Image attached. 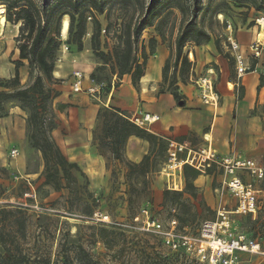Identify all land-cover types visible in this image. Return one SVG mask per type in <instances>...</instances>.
Segmentation results:
<instances>
[{
	"label": "rangeland",
	"instance_id": "rangeland-1",
	"mask_svg": "<svg viewBox=\"0 0 264 264\" xmlns=\"http://www.w3.org/2000/svg\"><path fill=\"white\" fill-rule=\"evenodd\" d=\"M9 1L10 0H0V6H7ZM29 1L34 2L40 9L45 7L50 10L58 0H21L20 3L28 4ZM151 1L152 0H132V2L127 3L128 1L116 2L115 0H107L104 5L103 14L86 11L88 29L83 40V51H78L75 44H70L69 48L66 49L69 32L66 38H63L61 35L58 36L61 41V46L57 52L55 70L59 64L62 65L59 71L64 67L63 62H65V55L67 56L68 53H75V56H78L74 61V64H78V67L75 68L70 77L60 79L53 74L54 81L48 82L46 80V84L53 88V90L63 88L62 92L65 93V95H67L68 90H70V92L75 94L77 99H79L80 95L84 97V100H77L78 103L73 105L75 108L67 112L62 110V106L58 103V97L53 101L52 110L55 113L57 121V128L55 129V132L53 131V135L66 156L71 161L78 162L89 177V184L87 187L83 188V185H85V179L82 177L79 178L81 187L78 189L76 188L74 191L64 189L57 192L50 186H41L44 181V178L41 177L42 171L44 170V162L41 153L38 150L31 148L27 139H25L23 144L16 147H19V156L12 159L8 157V155L13 144L8 142V137L5 133L0 135V152H2L0 154V165L5 169V171L0 174V182L5 189L3 199L0 201V206L14 208L15 206L22 205L29 209L30 214H48L53 219L49 222V233L51 234L53 241L52 245L54 244V248H56V239L59 235L58 229L62 226L70 228L73 234H76L77 229H79L78 235L81 236V242L86 246L91 247L95 253L104 255L103 253L106 252L104 245L102 242L92 243V234H98L101 228L110 230L111 226L115 225L117 227L127 228V230L128 228H133V230H136L144 240L150 244L157 245L164 253L172 254L173 251L163 243L161 237L154 233H148L142 230V220H144L147 215L151 219L160 221L165 227H169L172 220H177V233L188 234L195 238H199L200 240H204L201 234L202 225L206 221L217 219L219 205H225L228 210L232 209L234 205L235 201L228 193L225 192L223 200L220 201L219 195L214 190L216 187L220 186L223 174V170L218 164H213L209 167L211 171L202 173L201 175L204 176L201 177L197 183L196 180L198 178L195 180V186L198 188V196L196 199H193L189 195H184L180 197H172L171 200L164 202V191L167 189L173 191L176 190L173 189L174 181L176 183L182 182L183 187L185 188V179L183 175L184 165L174 169L170 168V166L186 159L187 151L179 154L178 161L176 162L170 160L167 150L162 151L157 159L158 163L154 172L150 173L147 177L132 176V178L128 180L126 179L128 171L126 162L132 161L130 158L125 155L124 161H118L109 157L108 160L105 159L103 162L99 157L97 147L93 145V143L90 144V140H85L87 134L89 136V131L92 132L93 136V131L95 130L96 125L91 127L93 121L92 117L96 116L97 121L98 111L95 112L92 107L99 103L84 92L74 93L72 84L74 82V72L81 71L84 74V87L90 86L91 83L89 84L90 80L88 79V76H86L85 67L90 64L88 57L91 56L100 63V60L95 56L91 46L94 15L101 21L103 28L100 38L101 47L102 50L107 51L118 43V36L122 33V27L130 24L133 28L136 23L141 21ZM159 6H163L161 12L154 17L152 26H146L144 28L140 34L138 43L134 45L137 49L138 55H140L142 45L144 44L147 47V51H149V40L151 37L157 39L156 46L163 44L168 48L169 52L172 48L174 51L175 42L180 31L183 30L184 26L190 20H192V10L196 8L197 17H195L194 20L199 27L204 28L211 33V43L214 42L215 49L218 51L215 44V41H217L221 54L228 59V65L224 71H221L218 65L213 63L203 65L202 60H200L201 62L198 72L196 73L192 70V74L188 78V84H181V86H183L181 92L184 95L185 105L186 99L189 100V97L192 98L193 101L198 100L199 103L208 108L210 117L215 116L221 118L223 122L225 121V126H228L229 129V131H226L225 133L229 134V138H234V141H230L228 144L230 149H232L233 143H238V140L241 141L242 152L237 153L235 156L254 158L260 163H264V105H259L258 108L252 112V117L256 118L255 129L258 136L256 146L249 148L247 141L244 142V135H238L237 132L239 131L237 128L242 125L236 123V113L234 109H231V106L235 100V96L236 98H239L242 94L240 89L242 85L240 81L241 78L237 76L236 64L231 55L228 41V36L232 32L241 44L242 49L245 51L248 65L250 67L254 65L255 73L264 78V22L260 23L259 21L264 17V0H160V3L156 5V8ZM179 6H182L185 12H183ZM57 17L58 12L52 13L48 28L49 35H56V30L60 27V23L56 22ZM6 21V18L1 16L0 23L2 22L3 26L1 28L2 35L0 36V56L7 54L9 55V60L12 61L14 53L18 51L19 44V39L17 38L19 32L17 35H13V33L19 30L21 23L13 25L11 23H6ZM260 33L261 40L259 39ZM255 41H259L262 45V52L258 59L252 57L249 48L250 44ZM194 47L196 46L190 43L184 48V52L189 55L191 61H194V56L193 58L190 56L191 52H195ZM205 53H208L207 50H205ZM24 65L29 73L31 71L29 61L26 60ZM209 67H213L214 70L208 69ZM172 72L173 68L170 69L169 76H171ZM38 74L39 71L36 69L33 70L31 75L28 74L27 80H24V86L31 84L35 76ZM111 79L114 83L118 81L116 76H113ZM204 79L209 80L213 85V94L217 96L216 106L207 104L202 97V84ZM235 81L239 83V90L234 94L232 89L234 88L235 84L233 82ZM101 85L102 89L100 96L102 101L106 104L108 103L107 106H112L108 102V97H110L111 92L108 94L106 91L107 82L105 81L101 83ZM69 97L71 99H76L73 98L74 95L72 94H70ZM88 98L90 101H88ZM224 105L230 106L227 113H224L221 110V107L224 108ZM100 108H105V106L101 104ZM127 115L129 117L133 116L128 113ZM137 116H142V114L139 113ZM74 121V135L77 139V143L72 147H68L67 142L64 144V141L68 139L67 135L72 131L71 122ZM215 124V137L219 141L222 129L217 127L222 126L224 123H218L217 119ZM245 125L247 126L249 124L246 123ZM239 136H241V140ZM138 146L139 145L136 143H131L130 149L136 150L138 149ZM189 146L191 147V145ZM217 146L209 144L207 148H203L202 150H206V153L204 152L203 156L208 152H214L216 154V160L221 158L223 155ZM191 148L193 151H197V153L200 152V150L193 146ZM147 152H150V146ZM203 156L201 157L197 154L196 157L199 160H202ZM229 156H233L232 152ZM5 157L7 158L9 165L10 161L14 160L12 166L3 165L5 162L3 159ZM16 162L23 164V167L18 165L21 168L20 171L15 169ZM177 169H181L182 177L179 176V171H177ZM207 175L209 176L207 177ZM26 178L33 181L35 187L41 186L37 192L39 202V206L37 207L35 206L33 199L30 197V185L26 181ZM244 178L247 181L252 179L247 174H244ZM207 183H210L213 188V197L210 201L204 196L203 188ZM256 183L258 187L263 190L259 194L258 212L254 215L231 214V227L229 231L234 235L240 233L247 235L249 238L259 239L263 242L264 249V180ZM88 192H91L92 197H89ZM150 199H152L151 202L147 201ZM93 200L96 204L94 211L100 210L109 215L111 220L110 224H100L93 219L94 213L92 215L84 213L89 210L87 203L93 204ZM69 208L79 211L72 212ZM80 211L82 212L80 213ZM134 215L139 217V221L135 219L136 217L132 219ZM62 222H66V225L62 224ZM184 224L185 227L182 228L181 226ZM38 230L39 229L36 228L35 234H38ZM126 234L130 235L132 234V231H127ZM122 242L123 240L120 239L116 243L117 246ZM28 243H35L32 236L29 237ZM187 255L189 256V261L196 258L190 254ZM106 259L109 258L107 257ZM262 263H264L263 255H252L250 253H241L239 255L238 264ZM192 264L205 263L198 260V262L194 261Z\"/></svg>",
	"mask_w": 264,
	"mask_h": 264
},
{
	"label": "trees",
	"instance_id": "trees-1",
	"mask_svg": "<svg viewBox=\"0 0 264 264\" xmlns=\"http://www.w3.org/2000/svg\"><path fill=\"white\" fill-rule=\"evenodd\" d=\"M115 1L132 2V0ZM20 2L21 0H10L5 6L7 23L13 25L21 23V25L17 37L19 39V59L13 62L15 65L14 74L9 78H0V118L9 115L11 103H16L26 112L27 142L31 148L41 153L44 162V170L41 174L44 181L41 186H50L57 192L64 189L74 191L81 187L79 178L82 177L85 179V185H83L85 188L89 184V177L78 162L71 161L66 156L53 135V131L57 128V121L52 110V103L60 95V92L47 86L46 80L54 81L55 61L61 46L58 36L61 35L64 16L67 15L70 18L69 38L66 46L69 48L70 44H75L78 51H83V40L88 29L86 11L103 14L107 0H58L50 10L45 7L40 9L32 1H29L28 4ZM158 3L160 0H152L141 21L136 23L133 28L130 24L122 27L118 43L107 51L102 50L101 47L100 38L103 30L101 21L94 15L91 46L95 56L100 60V65L90 74V78L97 84L106 81L108 94L118 86L119 80L125 75H130L133 86L139 89L140 80L146 73L148 58L155 54L157 39L150 38L149 51L145 44L142 45L140 55L134 45L138 43L144 28L152 26L154 17L161 12L163 6L156 8ZM179 7L185 12L182 6ZM54 12H58L56 22L60 23V27L56 30V35H49L48 28ZM192 14V20L184 26L176 39L175 50L173 51L172 48L166 59L160 88L161 93L170 92L181 106L185 105V100L180 91V84H188V78L194 68V63L184 52V48L190 43L201 46L212 41L211 33L199 27L194 20L197 17L196 8L192 10ZM215 44L221 53L217 41ZM23 60L29 61L30 75L35 69L39 71L32 83L26 86L21 84L20 79V68L24 66ZM171 68H173V72L169 76ZM254 70L255 66L252 65L249 72ZM113 76L117 77L116 83L111 79ZM262 87H264V78L261 76L260 84L257 87L258 92ZM239 99H242V94ZM102 105L105 108H100L97 113L93 145L106 160L111 157L114 160L124 161L125 149L132 136L147 140L150 152L146 153L139 162H126L128 169L126 179L129 180L132 176L147 177L155 171L161 152L167 150L166 139L134 124L122 109ZM4 171L5 169L0 165V174ZM207 171L209 172L211 169L208 167L204 173ZM202 173L189 164H185L183 168L185 188L174 191L165 190L163 193L164 202L171 200L172 197L184 195L196 199L198 188L194 182ZM28 184L31 194L35 193V197H30L35 205L39 206L37 192L41 186L35 187V183L31 180ZM4 193L5 189L0 182V201L3 199ZM88 193L89 197H92L91 192ZM151 200L147 201L151 202ZM87 205L89 210L84 212L85 214L92 215L96 211H100H94L96 206L94 200L93 204L87 203ZM69 209L72 210V208ZM76 211L79 210H72V212ZM136 216L134 215L132 219ZM52 220L48 214H30L29 209L22 205L14 208L0 206V264H192L194 261L198 262L197 258L189 261V256L183 250L166 254L157 245L144 240L133 228L127 230V228L115 225H112L110 230L101 228L98 234H92V243L102 242L104 245L106 249L104 255L95 253L91 247L81 242V236L78 235L79 229L76 234H73L70 228L62 226L58 229L59 235L56 239V248H54L49 233V222ZM62 224L66 225V222H62ZM181 227L184 228L185 224ZM36 228L39 229L38 234H35ZM127 231H132V234H126ZM31 236L34 238V244L28 243ZM120 239L123 242L117 246L116 243ZM256 240L261 243L263 248V242L259 239ZM107 257L109 259H106Z\"/></svg>",
	"mask_w": 264,
	"mask_h": 264
},
{
	"label": "crops",
	"instance_id": "crops-1",
	"mask_svg": "<svg viewBox=\"0 0 264 264\" xmlns=\"http://www.w3.org/2000/svg\"><path fill=\"white\" fill-rule=\"evenodd\" d=\"M18 32L19 30H17V32H14L13 35H17ZM213 43L214 42H209L208 44L201 45L200 47L196 46L194 47L195 52H191L190 56L192 58L194 56L193 70L196 73L199 70L201 62L200 60H202L203 65H206L208 63L218 65L221 71H224V69L227 68L228 59H226L220 52L215 49ZM205 50H207L208 53H205ZM169 55L170 52L168 48L163 44H159L156 47L155 54L149 56L148 58L146 73L140 80L139 89H136L133 86L131 76L125 75L122 79L119 80L118 86L113 91H111L110 97H108L109 104H111L115 108L122 109L126 114L128 113L130 115H137L139 113H151L160 115V120L151 125L150 132L163 136L166 141L174 140L178 143H186L188 145H191V147L193 146L197 148L200 151L203 148H207L209 144H214L216 146L218 144V146H220H217V148L223 156H229L231 152L233 156H235L237 155V153L242 152V143L239 140L238 143H233L232 149H230L228 144L230 141H234V138H229V134L225 133L226 131H229L228 126H225V121L223 122L221 118L215 116L210 117L208 113V108L205 107L203 104L199 103L198 100L193 101L192 98L189 97V100L186 99V105L184 107L175 101L174 97L170 92H160L163 67ZM76 57L78 58V56H75V53H68L67 56L65 55L66 60L65 62H63L64 67L60 70L61 75L54 76L60 79L70 77L75 68L78 67V64H74ZM88 58L90 64H85L86 76H88V79L90 80L89 84L91 83V85H96L97 83L90 78V74L98 65H100V63H98L96 59L91 56H89ZM18 59L19 50L14 53V58H12V61L14 62ZM12 61L9 60V55L7 54L0 56V78H9L14 74L15 65ZM25 61L26 60H23L24 63ZM208 69L214 70L213 67H209ZM28 74L29 73L26 70L25 65L22 66L20 68V79L22 85H24V80H27ZM240 81L242 85V87L240 88L242 91V99L236 98L235 96V100L233 101L231 109H234L236 113V123L238 125H242L237 128V130H239L237 131L238 135L243 134L245 137H243L244 142L247 141L249 148H251L256 146L258 138L255 129L256 118L252 117V112L256 108H258L259 105H264V87H262L258 92L257 87L260 84V75H257L255 71L246 73L243 77H241ZM233 83L235 85L232 91L235 94L236 91L239 90V83L236 81ZM181 90H183V86H181L180 84V91ZM58 91L60 92V95L58 96V103L60 106H62L63 111L67 112L72 110L73 108H75L73 105L78 103L77 100H84V97L80 95L79 99H77L75 94L70 92V90H68L67 95L62 92L63 88H58ZM70 94L74 95L73 98L76 99H71L69 97ZM94 100L97 101L95 98ZM88 101H90L89 98ZM97 102L99 104H96L94 105V107H92L95 112L98 111L102 104L99 101ZM229 107V105H224V108L221 107V110L224 113H227L229 111ZM9 109V115L0 118V135L5 133L8 137V142L13 144L12 148H16L17 146L23 144L26 139V112L23 111L16 103H11ZM217 119L218 123H224L222 126L217 127L222 129L219 141L215 137V123L217 122ZM92 120L93 121L91 127L96 125V116H93ZM71 123L72 131L69 135H67L68 139L64 141V144L65 142H67L68 147H72L77 143V139L74 135L75 121ZM246 123H248L249 125L246 126ZM207 134L211 135L210 139L206 137ZM239 138L241 140V136H239ZM92 139V132L89 131V136L87 134L85 140H90L91 144L93 141ZM131 143L138 144V149H130ZM149 146L150 145L147 140L132 136L128 140L125 155L132 161L139 162L141 161L143 156L148 153L147 151L149 149ZM1 153L2 152H0V154ZM99 157L101 158V161L104 162L105 158L100 154ZM3 160L5 161L3 165H9L6 157ZM13 162L14 160L10 161L11 166ZM18 165L20 167H23V164H19V162H16L15 169L17 171H20L21 168ZM203 176L204 175L199 176L196 180V183ZM208 176L209 175H207V177ZM181 184L183 186L182 182ZM256 187L261 190V192L263 191L261 188L258 187L257 183ZM203 189L205 198L210 201L213 197L212 185L210 183H207ZM229 196L231 195L229 194ZM220 201H222L221 198Z\"/></svg>",
	"mask_w": 264,
	"mask_h": 264
},
{
	"label": "built area",
	"instance_id": "built-area-1",
	"mask_svg": "<svg viewBox=\"0 0 264 264\" xmlns=\"http://www.w3.org/2000/svg\"><path fill=\"white\" fill-rule=\"evenodd\" d=\"M0 11V18L1 16L6 18V7L4 5L0 6ZM262 22H264V17L262 18ZM1 23L0 36L2 35L1 28L3 26V23ZM228 41L231 55L236 64L237 76L241 78L249 72L251 67L246 60L247 56L245 55V51L242 49L241 44L232 32L228 36ZM249 48L252 57L258 59L262 52V45L260 42H252ZM66 49H68V46H66ZM73 76L74 82L72 84V89L74 93L84 92L107 106L100 96L102 89L101 84L84 87V74L81 71H76ZM202 85L203 99H205L207 104L216 106L217 96L213 94V85L207 79L203 80ZM211 94L215 96L214 99L211 98ZM130 120L140 128L150 131L151 125L160 120V115L144 113L142 116L133 115L130 117ZM167 151L172 162L178 161L179 154L187 151V157L182 161H187V164L203 173L207 167H211L213 164H218L223 170V174L220 186L217 187L215 191L222 200L225 192L230 194L235 202L230 210L226 209L225 205L220 204L217 210V219L206 221L202 225L201 234L204 240H200L199 238H195L188 234L177 233V220H172L169 227H165L160 221L151 219L148 215L142 220V230L148 233H154L161 237L163 243L172 251L183 250L187 254L195 256L199 261L205 264H238L239 255L241 253L264 256V249L262 248L261 243L256 239L249 238L247 235L240 233L234 235L229 231L231 227V214L254 215L258 212L259 194L261 193V190L256 187V182L264 180V163H260L254 158L243 156H222L216 160V154L214 152H208L203 156V153L206 150H201L197 153V151H193L188 144L178 143L174 140L167 141ZM19 154L17 148H12L8 157L15 159ZM197 154L201 157L203 156L202 160H199L196 157ZM177 163H174L173 165H176ZM177 171H179V176L182 177L181 169H177ZM244 174H247L252 179L248 181L245 180ZM26 180L30 183L29 178H26ZM173 187V189L178 188L176 190L183 189L181 182L176 183L174 181ZM30 196L35 197V193L30 194ZM35 206L37 207L38 205ZM93 219L96 222L106 224L111 223L109 215L101 211H96ZM135 219L139 221V217H136Z\"/></svg>",
	"mask_w": 264,
	"mask_h": 264
},
{
	"label": "bare ground",
	"instance_id": "bare-ground-1",
	"mask_svg": "<svg viewBox=\"0 0 264 264\" xmlns=\"http://www.w3.org/2000/svg\"><path fill=\"white\" fill-rule=\"evenodd\" d=\"M259 21H260V23H263L261 19H260ZM263 24H264V23H263ZM261 26H262V24H261ZM69 27H70V19H69V17L66 15V16H64V18H63V20H62V24H61V36H62L63 38H66V37L68 36ZM262 38H263V37H262ZM259 39L261 40V33L259 34ZM260 40H259V41H260ZM61 67H62V65L59 64L58 67H57V69L54 71L55 76L60 75V71H59V69H60ZM211 96H212V97H211L212 99L215 98L214 95L211 94ZM206 137H207L208 139H210V138H211V135H210V134H207ZM185 162H187V161H185V160H184V161H181V162L177 163L176 165H171L170 168L174 169V168H177V167H179V166L181 167V166H183V165L185 164ZM176 189H178V188H176ZM179 189H180V188H179ZM226 224H227V223H226Z\"/></svg>",
	"mask_w": 264,
	"mask_h": 264
},
{
	"label": "water",
	"instance_id": "water-1",
	"mask_svg": "<svg viewBox=\"0 0 264 264\" xmlns=\"http://www.w3.org/2000/svg\"><path fill=\"white\" fill-rule=\"evenodd\" d=\"M182 104V103H181Z\"/></svg>",
	"mask_w": 264,
	"mask_h": 264
}]
</instances>
